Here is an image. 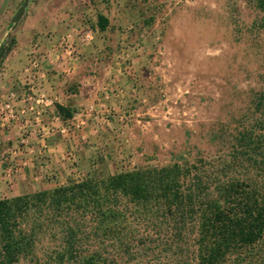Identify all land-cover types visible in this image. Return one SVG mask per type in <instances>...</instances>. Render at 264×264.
<instances>
[{"label": "trees", "instance_id": "16d2710c", "mask_svg": "<svg viewBox=\"0 0 264 264\" xmlns=\"http://www.w3.org/2000/svg\"><path fill=\"white\" fill-rule=\"evenodd\" d=\"M261 123L212 156L104 173L95 153L80 180L0 198V264H264Z\"/></svg>", "mask_w": 264, "mask_h": 264}, {"label": "rangeland", "instance_id": "374dc122", "mask_svg": "<svg viewBox=\"0 0 264 264\" xmlns=\"http://www.w3.org/2000/svg\"><path fill=\"white\" fill-rule=\"evenodd\" d=\"M23 1L0 0V67L16 46L17 35L25 39L31 35L25 33L24 24L28 18L31 20V14H37L35 8L12 28ZM31 1L42 5L43 10L39 27L44 34L33 31L35 42L41 37L53 42L71 35H57L53 30L59 26L47 24L55 11L68 17L71 25L76 22L74 13L93 17L107 10L111 25L121 31L120 36L109 35V45L122 42L121 37L126 35L120 52L131 56L136 52L133 46L139 42L137 32L149 44L150 63L140 77H147L146 96L156 107L139 117L146 127L141 129L143 122L136 123L131 129L134 133L120 147L124 169L164 165L180 156L189 160L198 155L212 156L225 149L218 136L224 134L229 145L236 130L256 122L262 125L264 11L256 0ZM92 17L87 22L77 18L75 24L86 26L93 22ZM114 51L110 46V58L117 55L118 50ZM112 158L118 162L117 157ZM69 178L76 180L74 175Z\"/></svg>", "mask_w": 264, "mask_h": 264}, {"label": "crops", "instance_id": "0c3cea01", "mask_svg": "<svg viewBox=\"0 0 264 264\" xmlns=\"http://www.w3.org/2000/svg\"><path fill=\"white\" fill-rule=\"evenodd\" d=\"M53 2L57 4L63 0ZM41 6L30 2L25 14L29 16L33 8L38 12L35 16L31 14V20L28 18L25 22V33L28 31L32 35L33 31L38 30L44 34L39 27L43 19L40 17L43 13ZM55 13L47 24L50 27L53 24L59 26L53 30L57 35L72 34L76 27H80L75 24L77 18L87 22V18L92 17L74 13L76 22L70 25L68 17ZM99 14L109 19V25L103 31L97 24ZM92 18V23L84 25L93 32L92 45H78L71 50L69 43L62 38L50 42L41 37L35 42L33 35L25 39L19 33L16 46L0 67V109L10 93L17 95L16 118L8 122L0 113V198L65 183L77 170L83 172L84 178L85 168L95 158V153H100L103 160L102 163L97 160L93 167L112 173V156L120 160V147L124 140H128V135L134 133L131 129L142 122L141 129L146 127L139 117L156 107L146 96L147 77H140L150 63V46L137 32L139 42L133 46L136 52H131V56L122 54L120 50L123 49L121 46L126 35L123 34L122 42L115 45H109L107 41L111 38L109 35L116 33L120 36L121 33L118 27L111 25L108 11H99ZM144 43L145 53L141 46ZM110 46L118 50L117 55L111 58L108 53ZM33 58L38 61L36 67L31 66ZM38 93H44L53 103H36L33 98ZM58 104L71 110L93 106L94 111L84 116L85 124L81 129L63 131L66 121L56 118ZM32 105L33 109L30 108ZM122 163L119 161L113 166L116 169ZM9 165L16 167V171L12 177L4 179L5 169Z\"/></svg>", "mask_w": 264, "mask_h": 264}, {"label": "built area", "instance_id": "2783aa9c", "mask_svg": "<svg viewBox=\"0 0 264 264\" xmlns=\"http://www.w3.org/2000/svg\"><path fill=\"white\" fill-rule=\"evenodd\" d=\"M93 40H94L93 32L90 29H87L85 26L82 27L80 26L78 29H75L71 35H68V37L64 38V42L69 43L68 46L70 47L71 50L72 49L74 50V48L78 45H88ZM66 43L65 45H67ZM31 66L32 67L38 66L37 59L33 58V60L31 61ZM33 99H35L36 103L42 105H51L53 103V100L47 97L44 93H38L37 97ZM16 101H17V95L12 92L9 94L8 99L3 103L0 109V113L5 121L10 122L14 118H16L17 116L15 111ZM30 108L33 109V105ZM92 111H94V108L93 106H90L88 109L84 108L78 111L70 120L64 119L66 121V125L64 126L63 131L81 129L82 126L85 124L84 116H87V114ZM56 118L60 119L62 117L58 114ZM42 133L44 134V132ZM15 171H16V167H12L11 165H9V167L5 169L6 178L8 179L12 177V174ZM74 176L76 177V180H80L83 178L82 173L78 170L75 172Z\"/></svg>", "mask_w": 264, "mask_h": 264}, {"label": "water", "instance_id": "95a60500", "mask_svg": "<svg viewBox=\"0 0 264 264\" xmlns=\"http://www.w3.org/2000/svg\"><path fill=\"white\" fill-rule=\"evenodd\" d=\"M31 0H24L20 9L18 10V12L16 13L14 19H13V25L12 28H16L17 25L19 24V22L21 21V19L24 17L26 10L30 4Z\"/></svg>", "mask_w": 264, "mask_h": 264}]
</instances>
